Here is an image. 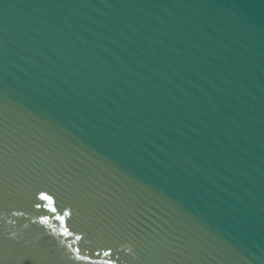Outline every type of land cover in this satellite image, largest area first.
Listing matches in <instances>:
<instances>
[{"label": "water", "instance_id": "obj_1", "mask_svg": "<svg viewBox=\"0 0 264 264\" xmlns=\"http://www.w3.org/2000/svg\"><path fill=\"white\" fill-rule=\"evenodd\" d=\"M0 264H264V0H0Z\"/></svg>", "mask_w": 264, "mask_h": 264}]
</instances>
